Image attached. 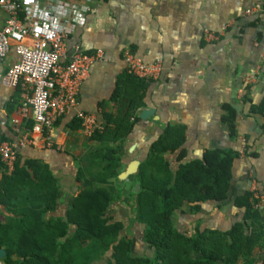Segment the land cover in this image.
I'll list each match as a JSON object with an SVG mask.
<instances>
[{"label": "crops", "instance_id": "crops-1", "mask_svg": "<svg viewBox=\"0 0 264 264\" xmlns=\"http://www.w3.org/2000/svg\"><path fill=\"white\" fill-rule=\"evenodd\" d=\"M42 4L54 0H39ZM63 1V0H59ZM89 5L86 18L76 25L66 40L68 50L80 45L85 51L101 49L104 58L94 61L88 77L78 94L79 109L96 115L104 122V114L116 110L114 93L117 81L126 72L123 50L129 48L150 64L160 58L163 70L145 92L144 105L138 109H152L146 118H138L129 133L122 155V171L130 160L140 163L150 144L158 138L166 123L185 126V161L200 158L206 149L247 147L248 153L236 158L228 197L222 202L207 200L192 211L184 203L176 210L175 228L186 235L195 229L228 230L241 219L243 210L234 205V199L246 190H254L264 223V128L263 117L251 106L264 98V61L260 53L264 43V0H72ZM252 8V12L245 13ZM6 12L0 6V27ZM205 31L217 35L216 40L205 38ZM18 59L13 50L0 59V137L15 140L31 123V110L23 106V93L14 95L15 88L4 84V76ZM228 103L235 111L237 136L230 139L222 121V106ZM75 110H69L54 129L55 144L59 148L35 142L22 146L18 154L22 161L32 158L45 163L57 179L61 195L56 208L47 213L63 216L68 202L80 190L76 174L85 155L98 143L84 136L79 127L71 129ZM133 148L130 150V147ZM165 157L175 166L174 156ZM1 177V169H0ZM125 191L131 178L125 179ZM107 215L120 220L119 235L131 239V253L151 256L153 247L144 240V225L133 217L131 201L124 195L112 202ZM6 221V212L0 206V223ZM73 225L70 229H73ZM46 238L42 236V239ZM65 236L58 237L64 240ZM2 248V247H0ZM4 251L5 249L2 248ZM6 254V251H5ZM4 254V255H5ZM0 257V264H3ZM110 250L93 264H106ZM253 257L239 259L237 264H261L264 243L255 248ZM17 258V256H15Z\"/></svg>", "mask_w": 264, "mask_h": 264}, {"label": "trees", "instance_id": "trees-1", "mask_svg": "<svg viewBox=\"0 0 264 264\" xmlns=\"http://www.w3.org/2000/svg\"><path fill=\"white\" fill-rule=\"evenodd\" d=\"M152 81L128 70L119 77L116 110L104 114L103 130L89 137L98 145L81 162L76 174L80 190L63 216L46 220L61 191L45 163L32 158L22 161L18 154L13 170L7 173L0 159V206L6 212V221L0 223V247L6 251L3 264H93L108 250L106 264H237L239 259L253 257L255 248L264 243V223L254 190L234 199L243 213L226 231L195 229L188 236L175 228L173 220L184 203L195 211L204 201L227 199L238 150L206 149L200 158L185 161V126L166 123L136 172L129 175L131 185L124 192L125 180L118 179L124 146ZM19 94L16 87L14 95ZM222 109L221 119L232 140L237 136L235 111L228 103ZM251 109L262 115L264 128V98ZM70 127H79L76 117ZM7 139L0 137V143ZM176 151L173 166L165 154ZM243 152H249L246 146ZM124 195L131 201L134 219L144 225V240L153 247L151 256L132 255L131 239L119 235L122 222L107 215L109 205ZM62 236L64 240H58Z\"/></svg>", "mask_w": 264, "mask_h": 264}, {"label": "built area", "instance_id": "built-area-1", "mask_svg": "<svg viewBox=\"0 0 264 264\" xmlns=\"http://www.w3.org/2000/svg\"><path fill=\"white\" fill-rule=\"evenodd\" d=\"M0 6L7 14L0 27V59L10 50L18 57L3 81L8 88H20L23 106L31 110V123L25 131L13 141L0 143V159L10 173L18 149L33 144L36 135L42 145L60 147L55 144L54 129L69 110H75L84 136L103 130L104 125L95 114L77 106L80 86L88 77L91 64L103 59L104 54L101 49L85 51L80 45L68 50L66 45L73 28L84 22L89 5L72 0L48 4L39 0H0ZM251 12L252 8L245 10L246 14ZM205 38L216 40L217 35L205 31ZM260 56L264 61V43ZM122 60L132 75L146 80H157L163 70L160 58L147 64L129 48L123 50ZM239 153L244 154L243 148Z\"/></svg>", "mask_w": 264, "mask_h": 264}, {"label": "water", "instance_id": "water-1", "mask_svg": "<svg viewBox=\"0 0 264 264\" xmlns=\"http://www.w3.org/2000/svg\"><path fill=\"white\" fill-rule=\"evenodd\" d=\"M152 113H153L152 109H143L141 110L139 117L146 118L147 116H150ZM133 146L134 145L130 147V150L133 148ZM138 165H139V161L137 159L130 160L127 163L126 167L122 171L119 172L118 179L125 180L126 178H128L129 175L136 172ZM4 254H5V251L2 248H0V257L3 256Z\"/></svg>", "mask_w": 264, "mask_h": 264}]
</instances>
